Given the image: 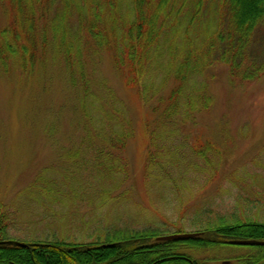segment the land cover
Masks as SVG:
<instances>
[{
  "label": "rangeland",
  "instance_id": "rangeland-1",
  "mask_svg": "<svg viewBox=\"0 0 264 264\" xmlns=\"http://www.w3.org/2000/svg\"><path fill=\"white\" fill-rule=\"evenodd\" d=\"M3 15L0 9V26L6 23ZM49 53L31 75L0 69V208L8 216L6 241H79L106 227L195 233L233 212L242 221H263L264 204L255 209L253 202L264 200V74L253 81L233 80L226 67L215 64L205 73L208 78L188 81L189 86L206 81L210 107L174 129L177 143L169 151L173 166L181 163L166 180L156 172L145 174L148 156L155 151L151 132L157 116L125 86L110 53L85 57L88 87L79 82L72 86L63 62ZM257 55L264 57V38ZM83 89L87 101L103 99L109 107L116 98L124 105L132 131L121 149L108 148L95 136L93 144L81 143L89 129L94 135L80 109ZM155 131L161 138L166 134L165 129ZM178 142L209 146L205 155L212 167L194 156L191 161L181 158ZM188 162L202 174L185 170ZM261 251L223 244L192 255L203 253L220 264Z\"/></svg>",
  "mask_w": 264,
  "mask_h": 264
},
{
  "label": "trees",
  "instance_id": "trees-1",
  "mask_svg": "<svg viewBox=\"0 0 264 264\" xmlns=\"http://www.w3.org/2000/svg\"><path fill=\"white\" fill-rule=\"evenodd\" d=\"M0 9L6 18L0 26L4 73L15 69L31 75L50 52L63 62L72 86L79 82L88 87L85 57L98 51L110 53L125 86L157 116L151 132L155 151L145 164L147 176L156 172L169 180L181 163L173 166L175 157L169 151L177 143L174 129L210 107L206 81L191 86L188 81L204 77L215 64L226 67L233 80L253 81L264 74V57L257 55L264 38V0H0ZM162 58L165 63L161 65ZM170 81L173 84L165 92ZM87 99L83 89L80 109L94 135L89 129L81 143L93 144L95 136L104 146L121 149L132 131L124 105L116 98L109 100V107L103 99ZM160 129L166 130L163 138L156 135ZM178 144L181 158L208 161L209 146ZM106 153L103 157H108ZM186 165L189 173L202 174L193 162ZM253 203L257 209L264 200ZM262 217L259 222L242 221L235 212L229 218L219 216L218 223L201 225L200 235L191 239H156L185 232L182 228L106 227L84 240L54 237L18 245L4 239L8 216L0 208V242H5L0 243V264H214L217 260L192 253L230 244L233 239L264 240ZM257 247L264 250V245ZM257 256L264 264V251L240 258L253 261Z\"/></svg>",
  "mask_w": 264,
  "mask_h": 264
},
{
  "label": "water",
  "instance_id": "water-1",
  "mask_svg": "<svg viewBox=\"0 0 264 264\" xmlns=\"http://www.w3.org/2000/svg\"><path fill=\"white\" fill-rule=\"evenodd\" d=\"M200 233L198 232H183V233H171V234H167V235H163V236H159L156 239L157 240H178V239H191L194 238L196 236H199ZM7 242H12V241H7ZM0 243H5V242H0ZM18 245H23L20 242H12ZM230 243L232 244H239V245H255V246H259V245H264V240H257V239H233L230 240Z\"/></svg>",
  "mask_w": 264,
  "mask_h": 264
},
{
  "label": "flooded vegetation",
  "instance_id": "flooded-vegetation-1",
  "mask_svg": "<svg viewBox=\"0 0 264 264\" xmlns=\"http://www.w3.org/2000/svg\"><path fill=\"white\" fill-rule=\"evenodd\" d=\"M240 257H236V260H233V261L226 260L223 262H224V264H260V260H258V259H260L259 256L253 258V261H247V260H245V257L244 258H240ZM242 259H244V260H242Z\"/></svg>",
  "mask_w": 264,
  "mask_h": 264
},
{
  "label": "bare ground",
  "instance_id": "bare-ground-1",
  "mask_svg": "<svg viewBox=\"0 0 264 264\" xmlns=\"http://www.w3.org/2000/svg\"><path fill=\"white\" fill-rule=\"evenodd\" d=\"M230 244H232V243H230ZM236 245H239V244H236Z\"/></svg>",
  "mask_w": 264,
  "mask_h": 264
}]
</instances>
